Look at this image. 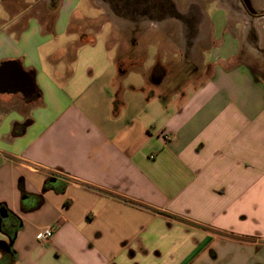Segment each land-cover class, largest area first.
Instances as JSON below:
<instances>
[{
  "label": "crops",
  "instance_id": "obj_1",
  "mask_svg": "<svg viewBox=\"0 0 264 264\" xmlns=\"http://www.w3.org/2000/svg\"><path fill=\"white\" fill-rule=\"evenodd\" d=\"M250 1L255 28L225 1L198 10L210 73L149 120L142 97L163 83L119 54L112 22L89 33L100 0H0V214L15 222L0 260L264 264V3Z\"/></svg>",
  "mask_w": 264,
  "mask_h": 264
},
{
  "label": "rangeland",
  "instance_id": "obj_2",
  "mask_svg": "<svg viewBox=\"0 0 264 264\" xmlns=\"http://www.w3.org/2000/svg\"><path fill=\"white\" fill-rule=\"evenodd\" d=\"M221 0H185V3L188 5V7H194L196 11L199 9L204 10L207 12L210 17L215 18L218 15V10L216 6L222 7V9H227L225 6L224 1L223 4L220 3ZM256 3L259 2L260 0H254ZM102 5V10L99 11V15H96L94 19H88L84 20L83 22L85 23L86 28H88L90 31L89 33L91 34H97L101 32V26L106 24L107 26H110V23L108 21L113 23V26L116 25V28H120L119 32L118 31H113L114 35L112 37L111 44L118 43L121 46V49L119 51V54L122 55H128L131 56L134 60H136L137 56H141L142 60L146 59L147 61V67L152 68L157 64L156 61H160L162 56H168V59L165 60V62L162 61V64L166 65L168 67L169 73L166 76V78L163 81L162 88L165 90L167 94H165L163 97H153L151 100L147 101L145 97H142V111L148 112L149 114V120H151L152 116H154L156 111H165L164 106L168 104V102H175L177 99L176 93H173L177 89H182L185 87H194L198 85V83H201L206 76L209 75L211 67L209 65V69H207L206 72L201 73L198 75L195 73L192 69V67H189L190 64H196V67H198V70H202L208 63V52H209V45L208 41H203L197 45V47L193 50L194 53L187 52L188 55V61L185 63H176L172 64L169 62V59H172L171 55L175 53L173 50L174 48V37L177 35V28L178 26L176 25H171L168 28V31H161L157 30L158 26L157 24H154V26H150L145 28V34H139L134 35L138 38V42L131 41V33L130 31H121V24H125V21L119 19L117 16L111 12V7L108 4H104L101 2ZM261 3H264V0H261ZM186 4L183 7V10L186 9ZM221 5V6H220ZM82 10L85 12H88L91 15L97 14V10L95 9H88L87 5H83ZM103 12L106 15H103ZM233 25V24H232ZM182 27V26H181ZM100 29V30H99ZM130 29V28H129ZM150 29V30H147ZM163 28V30H166ZM131 31H135V29H131ZM136 31L143 32L141 29H136ZM182 33V32H181ZM103 37L108 38V32L104 31L102 32ZM136 38V39H137ZM134 39V38H133ZM117 41V42H116ZM195 42V40H193ZM196 44V42H195ZM194 44V45H195ZM171 46V49H169ZM245 50V48H244ZM245 55L247 56V51H243ZM115 52L113 51L112 54ZM156 54H160L157 57L155 56ZM166 54V55H165ZM206 55V56H205ZM249 56V55H248ZM252 58L255 60H259L258 58L256 59L252 55H250ZM249 58L251 59V57ZM160 59V60H159ZM160 61V62H161ZM194 62V63H193ZM258 62V61H257ZM140 63H133V65L138 66ZM254 64V62H253ZM255 65V64H254ZM256 67V65H255ZM128 73L127 76H125V85L127 86L128 89V97H135L136 95L130 90V86L132 87H143L145 86L146 82L144 79V75L142 72H139L137 69L128 67ZM161 87V86H160ZM146 89L149 90V88L146 86ZM156 92V91H155Z\"/></svg>",
  "mask_w": 264,
  "mask_h": 264
},
{
  "label": "flooded vegetation",
  "instance_id": "obj_3",
  "mask_svg": "<svg viewBox=\"0 0 264 264\" xmlns=\"http://www.w3.org/2000/svg\"><path fill=\"white\" fill-rule=\"evenodd\" d=\"M104 4H108L111 7V12L119 19L125 21L126 31L131 33V41L138 42V38L134 35L145 34L144 31L146 27L154 26V24L159 25L157 30L168 31L171 25L178 26L177 35L174 37V51L171 55L172 59L169 62L172 64L185 63L188 61L187 52L191 54L194 53V49L197 45L204 41L205 28L204 18L194 9V7H188L185 0H100ZM228 3L230 9L233 10H244V13L254 14L252 12L251 1L250 0H224ZM102 4V3H101ZM186 4V9L183 10ZM255 15V14H254ZM256 17H259L257 14ZM182 26V27H181ZM166 27H168L166 29ZM130 28V29H129ZM166 29V30H163ZM135 29V31H131ZM136 29H141L143 32H138ZM150 30V29H147ZM145 32V33H144ZM182 32V33H181ZM134 38V39H133ZM137 38V39H136ZM195 40V42H193ZM195 44V45H194ZM171 49V46L170 48ZM160 54H156L157 57ZM166 55V54H165ZM168 56H162L161 60L165 62ZM160 60V59H159ZM160 60V61H161ZM157 62L155 66L151 69V77L154 80H159L163 83L164 79L169 73L168 67L161 62ZM194 63V62H193ZM202 70H198L196 64H190L189 67L193 66V71L200 75L209 69V64ZM15 222L9 221V223L4 222V227L8 228L10 231V224ZM13 230V229H12ZM12 233V232H11ZM9 259V258H8ZM0 264L5 263L4 260H0Z\"/></svg>",
  "mask_w": 264,
  "mask_h": 264
},
{
  "label": "water",
  "instance_id": "obj_4",
  "mask_svg": "<svg viewBox=\"0 0 264 264\" xmlns=\"http://www.w3.org/2000/svg\"><path fill=\"white\" fill-rule=\"evenodd\" d=\"M245 12V11H244ZM246 18H247V22H246V25L250 28H255L254 26L256 25L255 23V19H256V14H250V13H244ZM262 16V15H261ZM260 18V17H259ZM10 219H9V215L7 212L5 211H2L1 214H0V223L2 222H7L9 223ZM13 243H11V246H12Z\"/></svg>",
  "mask_w": 264,
  "mask_h": 264
},
{
  "label": "trees",
  "instance_id": "obj_5",
  "mask_svg": "<svg viewBox=\"0 0 264 264\" xmlns=\"http://www.w3.org/2000/svg\"><path fill=\"white\" fill-rule=\"evenodd\" d=\"M30 123H31L30 121H27V122L22 123V124L15 123L14 126H13V130H12L13 137H20V136L24 135L25 132H26V129L30 125ZM47 188H48L47 185H45L44 189H47ZM22 195H23V197L27 195L23 191V189H22Z\"/></svg>",
  "mask_w": 264,
  "mask_h": 264
},
{
  "label": "built area",
  "instance_id": "obj_6",
  "mask_svg": "<svg viewBox=\"0 0 264 264\" xmlns=\"http://www.w3.org/2000/svg\"><path fill=\"white\" fill-rule=\"evenodd\" d=\"M53 237L52 229H45L38 234V241L40 242H48Z\"/></svg>",
  "mask_w": 264,
  "mask_h": 264
}]
</instances>
